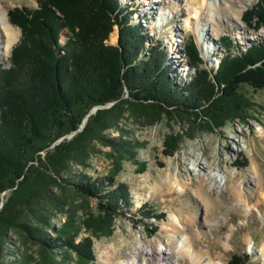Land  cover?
Returning a JSON list of instances; mask_svg holds the SVG:
<instances>
[{
    "label": "trees",
    "instance_id": "1",
    "mask_svg": "<svg viewBox=\"0 0 264 264\" xmlns=\"http://www.w3.org/2000/svg\"><path fill=\"white\" fill-rule=\"evenodd\" d=\"M127 11L119 0H39L36 8L9 10L22 37L9 66L0 61V202L9 193L0 209V264H92L94 238L111 235L116 217L133 201L130 186L117 183L123 160L136 159L139 145L127 137L124 121L153 125L165 116L183 120L206 113V125L220 128L246 117L255 105L240 91L243 83L264 89V42L233 53L232 40L224 35L220 42L227 54L210 70L191 37L184 49L194 76L179 86L167 72L169 52L155 46L146 54L148 34L131 20L133 11ZM242 19L248 28H264V0L248 8ZM115 26L118 45L108 42ZM63 29L69 33L64 44ZM107 104L78 131L94 107ZM111 129L119 135L107 133ZM182 139L167 135L165 152L175 154ZM100 145L112 148L114 169L107 177L92 179L73 169L90 167ZM74 191L86 200L99 199L100 214L79 222ZM141 208L149 218L165 217L146 210L147 203ZM83 227L89 235L80 238ZM11 231L20 242L13 260L5 245ZM246 260L235 254L230 264Z\"/></svg>",
    "mask_w": 264,
    "mask_h": 264
},
{
    "label": "rangeland",
    "instance_id": "2",
    "mask_svg": "<svg viewBox=\"0 0 264 264\" xmlns=\"http://www.w3.org/2000/svg\"><path fill=\"white\" fill-rule=\"evenodd\" d=\"M0 1L8 13L15 6L36 8L39 3V0ZM252 2L244 12L256 5L258 0ZM119 3L125 11H133L131 20L141 23L144 36L148 34L146 54H149L155 46H162L169 52V59L166 62L167 72L179 86L194 76V68L189 65L184 49L191 37H194L201 47L205 61L203 65L210 70L216 69L220 58L227 54L220 42L224 35L231 38L233 53L253 43L264 42V35L258 37L255 34L264 28L259 30L248 28L243 19L234 22L233 29L227 28L226 20L217 22L222 31L211 40L205 41L203 34L206 31L201 29L203 26L195 29L191 24L192 18L186 19L187 15L182 10L169 15L160 13L161 10L158 7L154 10L150 9L145 0H119ZM180 4L181 9L187 8L184 1L181 0ZM145 13L147 16L143 18ZM178 24L187 29L186 37L183 36L182 31L178 30ZM14 26L20 33L10 52L5 50L4 42H0V61L7 67L12 49L22 37L21 28ZM114 31L119 34L118 26L114 27ZM209 31L213 33L211 28ZM111 34L108 42L117 44L112 42ZM68 37V31L63 29L60 35L61 42L64 44ZM172 39L180 45L176 50H171L169 47V41ZM212 51H215L214 56ZM240 91L255 105L247 112L246 117L228 120L220 128L212 129L206 125L210 119L206 113H200L198 117L186 116L183 120H173L165 116L153 125L136 119L124 121L127 125L125 129L128 130L127 137L137 141L139 145L136 147V159L123 160L117 183L125 182L130 186L133 201L130 207H124V213L116 217L111 235L94 238L96 260L92 264H111L106 260L114 263L128 258L136 251H139L140 264H167L168 262L162 261L156 251L159 247L166 252L176 250L175 242L171 241L172 231L169 230L171 225L168 221V217L175 213L180 217L179 224L185 228L184 232L176 231V233L183 235L184 238L188 235L191 239L193 235L195 237L206 235L205 239L197 244L205 250L210 247L213 257L218 259L220 257L225 263L230 264L232 257L238 254L247 258L245 264H264V254H257V251L264 248V89H257L243 83ZM107 133L111 136L119 135L116 129L108 130ZM172 133L183 135V139L176 153L169 155L165 152V140L167 135ZM99 148L100 151L95 154L90 167L75 165L73 169L82 171L92 179L107 177L108 173L114 169V159L109 156L112 148L101 145ZM189 152L197 153L199 160L209 166L210 171L216 175L215 178L207 176L208 180L203 182L205 187L211 185L212 188L220 186L224 189L228 186V178L231 175L235 181H238L239 186L243 187L246 202H239L230 192H217L213 189L214 198L222 201H218L215 213L208 217L210 223L207 224L206 201L199 197L196 190L201 179L198 162L192 161ZM245 159L249 161L247 165L236 164L237 161ZM242 192L239 193L242 194ZM8 195V192L4 194L3 205ZM72 196L76 200V216L79 222L91 213L100 214V200L96 197L86 200L85 195L77 191H74ZM144 203H147L149 207L146 210L154 211L155 215L163 212L165 217L161 219L157 216L153 217V214L152 217H147L144 212H141V206ZM190 215L195 217L193 228L186 226ZM66 218L67 215L64 214L61 219L65 221ZM53 224L57 227L60 221H54ZM152 229L156 230L152 231ZM197 230L203 233L198 234ZM50 233L55 234L52 230ZM88 235L89 233L83 227L80 238ZM218 237L221 241L217 240ZM161 243L163 245H160ZM166 244L171 249H165ZM5 245L11 251V260L15 259L19 251L18 245H20L16 233L13 231L9 233V239ZM142 247L143 252L140 250ZM58 255L61 258L62 254ZM177 255L182 264H192L188 256H183L181 253ZM67 264L75 263L67 262Z\"/></svg>",
    "mask_w": 264,
    "mask_h": 264
},
{
    "label": "bare ground",
    "instance_id": "3",
    "mask_svg": "<svg viewBox=\"0 0 264 264\" xmlns=\"http://www.w3.org/2000/svg\"><path fill=\"white\" fill-rule=\"evenodd\" d=\"M145 1L148 2V5L152 10L156 9L157 7L160 8L161 10L160 13L162 14L172 13L174 15L175 13H178L179 11L182 10L183 13L187 15L186 19L189 20L190 17L192 18L191 24H193L195 29L200 28L199 26H203V28L201 29L206 31V33L203 34V39L205 41L211 40L213 36L214 37L217 36L219 32L222 31L221 30L222 28L219 26V24H217V22L220 23L219 21L221 20H226L228 22V26H227L228 29L235 28L234 22L240 21L242 19V14L244 10L251 3H253L252 2L253 0H202L201 2L199 0H182L185 2L187 8L181 9V4H180L181 0H145ZM168 8L169 11H167ZM192 12H195V14H192ZM209 28L213 30V33L209 31ZM178 30L182 31L183 36L186 37L187 29L185 27L178 24ZM19 33L20 31L9 21L8 10L0 1V42H4V47L6 51L10 52L11 48L18 39ZM255 34L258 37L263 36L264 29L259 30ZM111 40L113 43L117 42L118 40L117 31L112 32ZM179 46H180L179 43L173 42V39L169 41V47L171 50H176V48H178ZM214 53L215 51H212V54ZM176 57H180V56L176 55ZM189 153L191 154L192 161L196 163L198 162L197 166L199 168V175L201 179H200V184L197 186L196 190L198 191L199 197L206 201L205 205L208 213L206 217L207 224L210 223V219H208V217L214 215L216 209L215 207H217L218 203L220 202L219 200H221L219 199L218 202L217 199L214 198L213 196L214 193L212 192L213 189H215L217 192L220 191L230 192L234 197L238 199L239 202H246V199L244 198L245 191L242 189L243 187L239 186L238 181H235L233 176L231 175L228 178L229 184L224 189L220 188V186H216L212 188L211 185L205 187L203 185V182L205 180H208L207 176L215 178L216 175L210 171L209 166H207L204 162L199 160V157H197V153H193V152H189ZM239 192H242V194H240ZM259 194L260 193H258V195ZM168 221L169 224L171 225V228L169 230L172 231L171 241L175 242L176 250L173 251L171 250L172 252H166V250L159 247L156 251V254L161 258L162 261H167L168 262L167 264H182L177 255L178 253H181L183 256H188L191 259L192 264H227L223 260H221L220 257L219 259L218 257H213L210 247L209 249L205 250L197 244L200 240H204L206 235L196 236V237L193 235V238L191 239L188 235H186V237L184 238L182 237L183 235L176 233V231L179 232L185 231V228L179 224L180 217L176 213L169 216ZM194 222H195V217L193 215H190L188 217L186 226L193 228L195 227ZM197 231L198 234L199 232L203 233L200 230ZM217 240L221 241L220 237H218ZM160 245H163V243H161ZM164 246L165 249H171L167 244ZM140 250H142L143 252V247L140 248ZM257 254H264V248H262L261 251H257ZM106 262L111 264H140L139 251L138 252L136 251L135 253L129 255L128 258L120 259L117 262L113 263L107 260Z\"/></svg>",
    "mask_w": 264,
    "mask_h": 264
},
{
    "label": "water",
    "instance_id": "4",
    "mask_svg": "<svg viewBox=\"0 0 264 264\" xmlns=\"http://www.w3.org/2000/svg\"><path fill=\"white\" fill-rule=\"evenodd\" d=\"M118 30H119V26H118ZM119 38H120V33L118 34V41H117V44H116V45L119 44ZM110 105H111V104H107V105H105V106H96V107H94V108L91 110V112H90L89 114L86 115V117L84 118V120H83L82 124L80 125V128H79L78 131H81V130L85 127V124H86V122H87V120H88V117L90 116L91 113H95L96 110H97L98 108L108 107V106H110ZM76 132H77V131L73 132L72 134H70V135H68V136H63V137H61L60 139H58V140L52 145V147H54L56 144H58V143H60L61 141H63L64 138H66V137L71 138L74 134H76ZM5 193H6V192H5ZM5 193H4V194H5ZM2 206H3V199H2L1 202H0V207H2Z\"/></svg>",
    "mask_w": 264,
    "mask_h": 264
}]
</instances>
